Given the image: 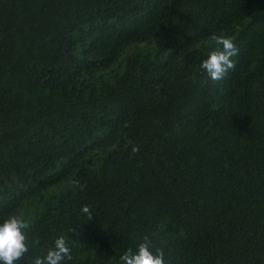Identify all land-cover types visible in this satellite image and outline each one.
I'll list each match as a JSON object with an SVG mask.
<instances>
[{
    "label": "trees",
    "instance_id": "obj_1",
    "mask_svg": "<svg viewBox=\"0 0 264 264\" xmlns=\"http://www.w3.org/2000/svg\"><path fill=\"white\" fill-rule=\"evenodd\" d=\"M213 33L238 48L217 82ZM17 214L18 264L60 236L64 264L144 237L166 264H264V0H0V224Z\"/></svg>",
    "mask_w": 264,
    "mask_h": 264
},
{
    "label": "clouds",
    "instance_id": "obj_2",
    "mask_svg": "<svg viewBox=\"0 0 264 264\" xmlns=\"http://www.w3.org/2000/svg\"><path fill=\"white\" fill-rule=\"evenodd\" d=\"M208 43L213 47L207 58L201 62L200 69L213 82H217L235 68L232 57L238 55V48L232 38L223 34H211ZM138 151V147L132 149L133 154ZM79 187L83 190V186ZM81 212L87 216L88 220L93 216L86 205L82 206ZM28 229L29 224L18 214L10 215L0 224V264H18L29 253L26 234ZM71 259V250L67 241L64 236H60L55 239L53 247L47 251L46 255L35 257L32 264H64L65 260ZM119 264H166V261L163 250L156 249L154 253L150 248L148 237H144V242L140 243L135 251L128 249L119 257Z\"/></svg>",
    "mask_w": 264,
    "mask_h": 264
},
{
    "label": "rangeland",
    "instance_id": "obj_3",
    "mask_svg": "<svg viewBox=\"0 0 264 264\" xmlns=\"http://www.w3.org/2000/svg\"><path fill=\"white\" fill-rule=\"evenodd\" d=\"M135 49L140 50V51H144V52H153L154 51L153 47H151V46H147L145 44H137V45H134L131 50H128L121 57V60H123L126 56L130 55L132 53V51H134Z\"/></svg>",
    "mask_w": 264,
    "mask_h": 264
}]
</instances>
